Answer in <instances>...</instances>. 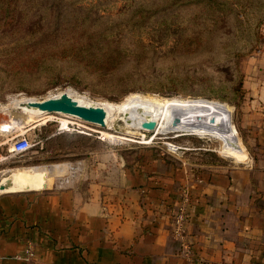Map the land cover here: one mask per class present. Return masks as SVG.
<instances>
[{
  "label": "rangeland",
  "instance_id": "obj_1",
  "mask_svg": "<svg viewBox=\"0 0 264 264\" xmlns=\"http://www.w3.org/2000/svg\"><path fill=\"white\" fill-rule=\"evenodd\" d=\"M63 91L103 104L133 94L225 104L247 157L226 153L222 126L206 113L175 131L136 128L123 110L101 126L20 107ZM262 135L264 0H0V180L45 168L46 189H59L108 173L119 181L159 160L260 163ZM22 138L30 146L19 151Z\"/></svg>",
  "mask_w": 264,
  "mask_h": 264
},
{
  "label": "crops",
  "instance_id": "obj_2",
  "mask_svg": "<svg viewBox=\"0 0 264 264\" xmlns=\"http://www.w3.org/2000/svg\"><path fill=\"white\" fill-rule=\"evenodd\" d=\"M143 168L0 194V264H264V162ZM184 190L189 255L171 218Z\"/></svg>",
  "mask_w": 264,
  "mask_h": 264
},
{
  "label": "bare ground",
  "instance_id": "obj_3",
  "mask_svg": "<svg viewBox=\"0 0 264 264\" xmlns=\"http://www.w3.org/2000/svg\"><path fill=\"white\" fill-rule=\"evenodd\" d=\"M70 97L80 104L92 105L96 108L104 107L107 110L106 124L109 123L111 115L116 111H124L131 118V125L136 128H141V124L145 120H154L156 122L155 129L159 126L163 129L169 127V129L178 131L182 129H187L193 120L192 114L206 113L208 116H214L217 118L222 126L219 130L221 134L220 137L224 142V150L230 156L243 160L245 158V151L240 144L239 138L237 136L236 129L231 122L230 109L225 104L207 102L203 100H182L177 98L171 99H156L143 97L139 94L130 95L125 101L121 103H95L84 100L80 97H74L69 91H67ZM62 92L58 94L49 96L58 97L61 96ZM48 98V97H47ZM33 101L37 99L24 98L23 101ZM23 113L28 114L32 117H37L42 114L51 113L42 111L35 108L21 107ZM56 112V111H55ZM195 112V113H194ZM66 115H71L82 120L79 116L68 114L65 112H57ZM179 118L180 122L178 124H171L168 126L171 119ZM213 117V118H214ZM31 118V117H30ZM89 121V120H86ZM94 124L100 125V123L89 121ZM197 130V129H196ZM205 130V129H204ZM210 132V131H209ZM217 133V132H216ZM215 134V133H214ZM212 135V134H211ZM33 171V170H32ZM29 172V171H28ZM15 177V185L13 188L7 191H25V190H40L48 186V175L45 171H33L31 175L25 172H12Z\"/></svg>",
  "mask_w": 264,
  "mask_h": 264
},
{
  "label": "water",
  "instance_id": "obj_4",
  "mask_svg": "<svg viewBox=\"0 0 264 264\" xmlns=\"http://www.w3.org/2000/svg\"><path fill=\"white\" fill-rule=\"evenodd\" d=\"M20 107L35 108L46 112H65L68 114L79 116L80 118L100 123L101 126L106 125L107 110L102 106L96 108L92 105L80 104L73 100L68 92L63 91L61 96L48 97L42 100L23 101ZM179 118L171 120V124H178ZM141 127L144 129L153 130L156 127L154 120H145L142 122ZM15 185V177L10 173L0 180V193H16V192H29L38 190H25V191H7ZM46 189V188H44ZM40 189V190H44Z\"/></svg>",
  "mask_w": 264,
  "mask_h": 264
},
{
  "label": "built area",
  "instance_id": "obj_5",
  "mask_svg": "<svg viewBox=\"0 0 264 264\" xmlns=\"http://www.w3.org/2000/svg\"><path fill=\"white\" fill-rule=\"evenodd\" d=\"M30 146V141L27 138L19 139L15 143V148L22 151ZM189 194L187 190L183 191L181 199L178 201L177 205L171 211L173 234L175 237L182 241L183 251L185 254L189 255L191 252L190 244L186 239L187 236V225L189 222Z\"/></svg>",
  "mask_w": 264,
  "mask_h": 264
},
{
  "label": "trees",
  "instance_id": "obj_6",
  "mask_svg": "<svg viewBox=\"0 0 264 264\" xmlns=\"http://www.w3.org/2000/svg\"><path fill=\"white\" fill-rule=\"evenodd\" d=\"M122 92L121 91H119V92H116V95H118V94H121Z\"/></svg>",
  "mask_w": 264,
  "mask_h": 264
}]
</instances>
